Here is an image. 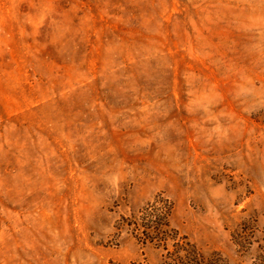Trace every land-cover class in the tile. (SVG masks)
Masks as SVG:
<instances>
[{
	"label": "rangeland",
	"instance_id": "rangeland-1",
	"mask_svg": "<svg viewBox=\"0 0 264 264\" xmlns=\"http://www.w3.org/2000/svg\"><path fill=\"white\" fill-rule=\"evenodd\" d=\"M162 198L264 264V0H0V264H158Z\"/></svg>",
	"mask_w": 264,
	"mask_h": 264
},
{
	"label": "trees",
	"instance_id": "trees-1",
	"mask_svg": "<svg viewBox=\"0 0 264 264\" xmlns=\"http://www.w3.org/2000/svg\"><path fill=\"white\" fill-rule=\"evenodd\" d=\"M172 212L173 203L169 199H156L123 226L143 246L152 245L159 251L158 264H220L218 253L208 258L188 236L172 226Z\"/></svg>",
	"mask_w": 264,
	"mask_h": 264
}]
</instances>
